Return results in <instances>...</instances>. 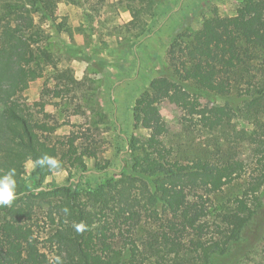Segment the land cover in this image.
Here are the masks:
<instances>
[{
  "label": "trees",
  "instance_id": "obj_1",
  "mask_svg": "<svg viewBox=\"0 0 264 264\" xmlns=\"http://www.w3.org/2000/svg\"><path fill=\"white\" fill-rule=\"evenodd\" d=\"M58 1L17 0L0 16V177L16 170V199L0 205V264H239L264 231V0H243L231 16L213 12L191 34L176 35L170 69L160 66L164 79L150 81L132 109V121H148L156 139L118 133L127 156L118 170L101 166L93 152L77 156L75 134L52 143L56 124L47 114L36 118L22 101L28 83L52 62L34 15L54 21ZM138 1L130 25L138 37H150L155 29L146 28L142 13L155 15L167 4ZM193 92L215 94L223 105L206 115L195 108ZM163 100L181 110L188 127L221 135L227 145L218 142L214 160H180L166 151L158 139ZM237 119L255 128L236 131ZM233 136L255 152L259 174L212 222L213 196L243 176ZM45 154L61 162L58 170L78 166L77 178L44 186L55 171L47 167L26 177L24 164ZM84 157L94 164L87 167ZM43 201L48 210L41 215ZM79 223L87 227L78 233Z\"/></svg>",
  "mask_w": 264,
  "mask_h": 264
},
{
  "label": "rangeland",
  "instance_id": "obj_2",
  "mask_svg": "<svg viewBox=\"0 0 264 264\" xmlns=\"http://www.w3.org/2000/svg\"><path fill=\"white\" fill-rule=\"evenodd\" d=\"M16 2L0 0V16L7 4L16 5ZM164 2L165 9L157 7L155 15L145 12L141 15L146 28L155 29L150 37H138V31L130 25L142 5L138 0H81L77 5L59 0L53 10L54 21L34 15L36 25L46 37L41 46L51 55L52 62L44 64L43 77L28 83L22 101L36 118L47 114L48 122L56 124L58 128L50 136L52 143L66 142L75 134L80 138L76 142L77 156L93 152L101 166L120 169L121 159L127 156L120 152L124 143L118 133L142 141L156 139L148 121H132V109L150 81L164 79L158 70L160 66L170 69L168 51L176 35L191 34L213 12L231 16L243 0ZM192 100L195 108L206 115L223 105L222 99L212 93L193 92ZM158 106L163 117V131L158 139L171 156L180 160H214L218 142L222 148L227 145L220 140L218 132L188 127L184 114L170 100L160 101ZM233 127L240 132L255 128L243 119L234 120ZM233 139L243 176L213 196L212 222L242 195L249 177L259 174L255 152H250L251 148L241 137L233 136ZM62 151L69 152L71 148L65 146ZM84 160L87 167L95 162L87 157ZM23 168L26 177L35 170L29 167V161ZM78 170V166L55 170L43 185L65 184L77 178ZM27 184L30 186V182ZM259 195L264 200V186ZM37 210L45 213L47 202H40ZM259 262L264 263V231L239 264Z\"/></svg>",
  "mask_w": 264,
  "mask_h": 264
},
{
  "label": "clouds",
  "instance_id": "obj_3",
  "mask_svg": "<svg viewBox=\"0 0 264 264\" xmlns=\"http://www.w3.org/2000/svg\"><path fill=\"white\" fill-rule=\"evenodd\" d=\"M30 168L36 167H47L50 171L58 170L61 168V162L55 157H51L47 154L42 157L37 158L34 162L29 161ZM16 170L11 168L0 177V205L9 206L16 199V180H15ZM67 212V209H65ZM86 225L83 223H79L75 225V230L79 232H83L86 230Z\"/></svg>",
  "mask_w": 264,
  "mask_h": 264
}]
</instances>
